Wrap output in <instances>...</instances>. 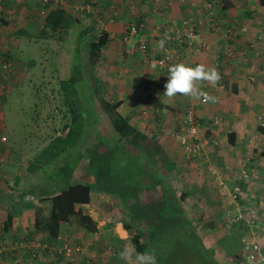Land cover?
I'll use <instances>...</instances> for the list:
<instances>
[{"label":"crops","instance_id":"crops-1","mask_svg":"<svg viewBox=\"0 0 264 264\" xmlns=\"http://www.w3.org/2000/svg\"><path fill=\"white\" fill-rule=\"evenodd\" d=\"M20 1L10 3V8L14 9L16 13L23 12L27 4L26 0ZM82 1L84 0L78 2ZM204 1L134 0L131 4L127 0H104L102 7L100 5L97 9L104 18V22L102 24L101 21L100 26L109 32L111 42L104 52V59L97 66L105 63L106 69L114 75L109 80V87L117 90V95L120 94L116 100L121 101V105L116 111L126 117L129 125H131L130 130L137 129L141 132L138 141L141 140V144L145 148L144 155L149 156L153 148L160 146L163 156H161L162 161L158 164L161 165L159 171H162L161 173L169 182L171 180L167 175L168 171L172 176H175V179L183 183L180 194L187 195L186 199L194 194L193 199L189 200V203L194 206L193 209H189V212L192 213L191 218H194V215H206L207 218L204 222L208 219L215 220L221 226L222 223L219 222V219L213 216L214 209L209 208L205 211L204 207L198 209V205L201 203L200 199L195 200L197 202L194 199L205 193L213 197L215 193L224 198L227 196L228 201L227 198L225 199L227 205L223 204L221 212H217L224 213V221L230 222L226 214L228 202L231 199L229 192L233 191L234 186L239 184L248 193L254 182L247 183L240 179L242 171L247 169L252 172V167L258 168L260 162H263L264 126L258 118L260 113L264 111V68H262L264 58L257 59L251 53L254 52V48H251L253 49L251 51L250 43L245 41L255 39L256 34L260 33L261 27H264V5L261 4V0H228V8L224 9L223 13L220 12L227 17V21L236 22L239 26H242L241 24L250 26L249 34L241 35L239 39H228V41L222 33H211L207 28H204L203 39L204 42H208V49H202L199 45L184 49L181 62L191 66L203 63L218 70L221 79L217 83H200L201 90L214 96L216 103H205L203 100H193L179 94L171 99L163 96L164 85L168 77L162 71L153 73V75L155 74L153 78L159 96L152 102L149 97L147 82L140 76V72L142 74L144 69H147L143 60L144 53L135 51L133 55L127 56L131 59H123L121 54L124 47L136 45V43L124 41L125 24L133 20L141 21L149 18L146 29L136 37V41L138 39L147 40L149 45L147 54L153 58L158 56L165 47V44L163 48L159 46L158 42L165 37L163 33H153L154 25H164L167 22L169 25L180 27L183 17L191 11V8L202 4ZM113 9L118 11V21L115 24H110L111 20L108 21V16ZM73 14L80 19L74 24L76 29L94 23L93 19L96 17L94 12V17L86 15L85 12H74ZM16 15L19 22L11 23L13 33H16L18 29L26 28L20 20V15ZM257 19L260 21H256ZM29 23L34 25L35 21L31 20ZM14 25L15 29L13 28ZM29 28L31 30V26ZM230 44L237 49L233 57H229L225 53ZM261 46V48L264 47V42ZM247 54L249 57L246 56ZM226 56L227 58H225ZM103 70L105 71V69ZM246 71L247 74L256 72L255 75L258 77L247 80L242 77ZM96 95L99 96L97 92ZM4 107L5 104L3 107L0 106V111L5 112ZM187 107H193L199 117L203 136L211 138V140L209 139L210 143L205 145L198 153L199 155L194 158L188 153L186 154L185 148L173 136L175 132L180 130V122ZM104 115L108 118V111H105ZM215 117H219L220 122L211 125L212 119ZM108 120L111 121L110 118ZM6 128L4 118L0 122V137L4 131L7 133ZM61 130L54 131L55 134H52L51 137L59 134ZM13 137L12 130V133L7 135L8 141H11L7 142L5 148H0V264H64L63 261L58 263L46 255L33 258L35 246L32 243L29 244L24 241L25 247L21 246L22 238L29 232L33 231L34 234H38L35 230L36 211L38 207L47 204L40 203L26 189L31 182L32 174L24 169L28 161L22 155L21 150L18 147L15 148L17 146L15 144L16 139ZM12 149H16L20 153V159L16 164H12L15 159L6 154ZM155 162L157 160H154ZM162 165L165 168H162ZM221 181H224L222 183L227 186L226 189L219 185ZM186 186H189L188 190L190 191L184 190ZM106 196L108 195L95 191L92 195V201L83 206L84 212L92 219L87 223L96 226L98 232L91 234L89 230H85L82 233V228L86 226L82 218L72 222V230L77 228L79 235H91L93 237L92 241L88 242L86 251L98 255L101 258L99 264H126V261L120 259L119 255L126 246L129 247V241L127 238L125 239V226L124 223H120L121 216L111 206L110 202H112L113 197L111 201H108ZM198 212L201 214H197ZM112 221L115 228L110 229L109 223ZM66 238L68 239V237ZM237 239L239 240L238 237ZM39 241L38 243L35 242L36 246H39ZM110 242L116 243L115 246L108 245V249L104 251L107 256H102V249H105L106 243ZM238 243L241 244L240 240Z\"/></svg>","mask_w":264,"mask_h":264},{"label":"trees","instance_id":"trees-1","mask_svg":"<svg viewBox=\"0 0 264 264\" xmlns=\"http://www.w3.org/2000/svg\"><path fill=\"white\" fill-rule=\"evenodd\" d=\"M34 1L38 6H43L36 0ZM73 1L78 2L79 0ZM88 1L84 0L80 3H88ZM26 2L27 5L32 3L30 0H26ZM103 3L104 1L100 3L101 7ZM207 3L214 5L218 16L224 20L227 19L222 13L224 9L228 8V0H205L202 4L191 8V11L183 17L180 27L169 25L167 22L165 25L173 26L182 32L184 21L187 20L189 23H195L196 32L198 31L202 35L204 28L215 33L208 22L201 26L197 23L200 11L206 8ZM96 4L93 3L95 9H97ZM261 4L264 5V0H261ZM52 5L47 3L43 7L45 15L40 36L47 39L53 38L52 41L59 43L57 49L52 52L53 55L55 53L52 61H54L53 66L57 71L60 90L65 97L72 118L67 123V128H63L59 134L51 137L50 141L33 158L28 160L24 168L26 172L32 174L31 182L26 189L40 203L43 202L47 205L38 207L36 211L35 230L38 234H34L33 231L29 232L22 238L21 246L25 247L24 241L32 243L35 246L33 258L46 255L58 263L63 261L64 264H74L77 262L83 254L67 256L66 250L61 248L65 243L62 240L69 237V240L65 241L73 245H82L86 251L87 244L79 243V241L71 242L70 232L73 231L71 225L76 219L82 218L86 223L85 228H82V233L85 230H89L91 234L98 232L96 226L87 223L92 219L83 210V206L92 201L93 192L98 191L112 195L116 200L117 206L115 205L114 210L116 213L121 212L126 220L124 224L125 239H128L133 249L137 252L154 253L157 264H225L217 259V251L211 250L201 233V227L205 224L204 220L207 216L194 215L195 217L191 218L192 213L189 212V209H193L194 206L187 203L186 195L178 194L171 187L165 175L161 173L162 171H159L161 165L157 163L159 166L157 167L156 162H152L153 156L144 155L137 142L128 138L131 132L129 122L126 117L116 111L121 105V101L113 102L101 99L108 93L109 87L102 90L100 85L101 96H97L96 89L87 79L85 68H92L94 71L93 68L101 61L111 42L109 32L101 28L96 18L93 19L94 23L76 29L74 24L80 19L73 13L78 11L60 5ZM84 12L86 15L94 17L93 11L87 9L80 11V13ZM114 20L109 23L115 24L118 21V16ZM141 21L133 20L125 24L124 39L130 26L134 23L139 25ZM223 27L236 30L241 26L236 22L226 20ZM27 29H18L16 34L18 37L36 36L34 35L36 33ZM91 31L96 33H92V35ZM161 31L164 32V29ZM90 36L92 37L90 38ZM145 41L149 51L148 42ZM205 43L209 47L208 42ZM195 45L201 46L202 49H208L204 46V39ZM166 48L178 50L182 53L183 58L184 49L190 47L185 39L176 36L166 40L165 47L156 57L164 55ZM225 53L228 55L227 51ZM3 60L12 63L7 74L12 71L21 72L14 64L10 48L5 50ZM2 71L4 69L0 67V80L4 76ZM158 71L168 75L167 69ZM154 76L155 74L152 77ZM144 81L147 82L149 90L153 82L149 79ZM101 84L103 85V83ZM86 103L87 110L98 111L95 113V119L90 116V113L84 112ZM104 110L114 114V117H110L111 121L104 115ZM4 118V112L0 111V122ZM3 135L7 137L5 131ZM135 138L138 141L139 135ZM231 140L234 141L232 138ZM7 141L0 142V148H4ZM9 157H13L15 162L12 164H16L20 159V153L16 149H12L9 152ZM162 168L165 167L162 165ZM251 179L244 181L248 183ZM245 202L242 198L240 203L243 212L245 214L253 212L256 206L254 201L251 200L249 204H245ZM235 209L236 206H233V210ZM222 215L213 210V216L219 219V222L222 223L221 226L215 220L208 219V229H217L216 239L220 241L231 228L239 229L242 236L240 228L243 229L245 223L243 222L241 227H238L236 221H232L230 217H228L230 222H225V214L221 220ZM38 241L40 244L36 246ZM29 252L31 253L30 250ZM231 255L236 256L235 254ZM88 259L86 256L83 257V264H92L87 262ZM100 261L101 258L97 255L96 263L99 264Z\"/></svg>","mask_w":264,"mask_h":264},{"label":"rangeland","instance_id":"rangeland-1","mask_svg":"<svg viewBox=\"0 0 264 264\" xmlns=\"http://www.w3.org/2000/svg\"><path fill=\"white\" fill-rule=\"evenodd\" d=\"M18 1L21 2L20 0H6V5L10 8L9 6L10 3L12 2L16 3ZM28 5L27 4L25 5L23 12H18L17 14L20 15L21 19L20 18L19 19L21 20L23 26L28 28L27 29L28 31L36 33L34 34L36 36L18 37L16 33H12L13 29L10 28L11 34H9V37L7 39L8 47L6 49L10 48V52L13 57L14 64L16 65V68L18 70H21V72L12 71V73L7 74V71H4L2 72V75H4L3 79L0 82V106L3 107V105L5 104L4 115L6 120L7 135H10L13 130L14 133L13 139L14 138L16 139L15 144L17 145L15 146V148L18 147L21 150L22 155L27 161L33 158V156L37 152H39L40 149L50 141L52 134H55L54 131H56L57 129H63V128L66 129L67 123H69L72 118V115L68 110L69 107L65 102V97L62 95V92L60 90V82L59 79L57 78V71L53 66L54 61H52L55 56V53L53 55L52 52L54 51V49L55 50L57 49L59 43L52 41L53 38L47 39L40 36V29L44 23V15H45V11L43 10L44 6L43 7L38 6L37 4H35L33 0L32 3L29 6ZM31 20L35 21L36 27H34L35 24L32 25L31 23H29ZM256 21H260V19H257ZM29 26H31V30ZM13 28L14 29L16 28L15 25L13 26ZM96 32L91 31V34L92 33L95 34ZM91 37L92 36H90V38ZM88 40L90 41L91 39ZM247 41L250 44L254 43L255 46L254 52L251 53L254 54V56H256L257 59L258 58L259 60L263 59L264 47L261 48L262 47L261 45L264 42V32L262 34L257 33L255 39H249L246 40L245 42ZM135 51L138 50L134 49L133 52L126 53L124 47V51L121 52L123 59L125 58L131 59L128 58L127 56L133 55ZM251 51H253V49ZM246 56H248V54ZM104 57H105V53L102 59H104ZM106 68L107 67L105 63L93 68L94 71L92 70V68H88V67L85 68L87 79L93 84V87L96 89V92L99 96H101L100 85L102 86L101 87L102 90L105 89L107 86L109 87V80L110 78L114 77V75H112V73H110ZM103 69H105V71ZM146 71L147 70H145V72ZM144 73L141 74L140 72V76H142ZM255 73L256 72H253L252 74H247L246 71L244 73L245 75H243L242 77L247 80L252 77L256 79L258 75L256 76ZM101 83H103V85ZM116 91L117 90L109 87L108 93H106L105 97L101 99L103 100L107 99L109 101H117L116 99L119 97L120 94L118 93L117 95ZM85 111L86 113L87 112L90 113V116H93L94 119H95V113L98 112L97 110H87V103L84 112ZM112 116L114 117V114L108 112V117L110 118ZM258 119L261 122V124L262 123L264 124V111L260 113ZM212 123L213 121L211 122V125H214ZM129 126L131 128V125ZM130 131L131 132L129 133L128 138L133 142H137L141 152H144L145 148L142 146L141 140L136 141L135 138L139 135V139H140L141 132L137 129L136 130L133 129ZM200 131H202L201 128ZM209 139L211 140V138H207V139L204 138V140L206 141L207 140L210 141ZM9 141L7 142L9 143ZM262 143L264 147V140H262ZM204 147L196 151L197 152L196 156L199 155L198 153H200V150L203 149ZM185 152L186 154L189 152L188 148H185ZM150 153L152 154H149V157L153 156L152 162H154V160H157L155 165L159 167L157 163L159 164V162H161V156H163L162 148L160 146L155 147L152 149ZM145 159L148 160L149 158H145ZM262 160L263 162L262 163L260 162L258 168L253 164L252 165L254 166V168L250 166L252 167L251 171L253 173L250 172L249 174L251 175L252 178L251 181L254 182V184L253 187L250 190H248V193L245 190V188H242L244 192V197H241L244 198V200L246 201L245 204H249L251 200L254 201V205H256L254 208L260 211L261 215L264 214V181H262V179L259 178L260 174H264V159ZM246 165H249V163H246ZM167 175L171 180L170 181L171 187L178 194H180L182 192L181 190L183 183H181L180 180L175 179V176H172V174L169 171ZM222 182L224 181H221L219 185H221ZM255 186L257 189L255 188ZM188 188L189 186H186L184 187V190L190 191L188 190ZM193 195L194 194L188 196L189 197L187 199L188 204H189V200L193 199L192 198ZM195 195H199V194H195ZM214 195L215 196L213 197L211 195H208V193H205L202 196L199 195L197 199H194V201L200 199L201 203L200 205H198V209L204 207V211L208 210L209 208L214 209L216 212L222 210L223 209L222 205L223 204L227 205L225 199L227 198L228 201V197L226 196V198H224L222 195H219L217 193H215ZM106 197L108 201H111V198L113 196L108 195ZM110 203L112 204L111 206L113 208H115V205L117 206L114 197L112 199V202ZM232 205H233L232 200L230 199V201L228 202V209L226 211V214L228 212L230 213L234 212ZM118 214L119 216H121L120 223L125 224L126 220L123 218L121 212H119ZM197 214H201V213L198 212ZM221 214L224 215V213ZM223 215L221 216V220L224 218ZM109 224H110L109 225L110 229H113V227L115 228L113 221ZM207 225H208V221H206L205 224L201 227L202 228L201 233L204 236V240L207 242V245H209L212 251L215 250L217 251L216 254H217V259L219 261L225 264H230L229 255L236 254L240 252L241 249L240 248L241 244L238 243L241 237V234L238 233L239 229L231 228L229 231L230 233H228L226 237H223L220 241H218L216 239L217 229L210 230L208 229ZM86 236L79 235L76 228L72 231L70 240L73 243L79 241V243L82 242L86 244L87 242L88 245V242L90 243L93 237L91 235H88L87 237ZM237 237L239 238V240L237 239ZM66 239H67L66 237L63 238V241H65ZM115 244L114 242L106 243V246H104L105 249H102L103 251L102 256H107V254L104 253V251L108 249V245L114 247ZM129 247L132 248V245L130 243H129ZM75 264H83V261L79 259ZM92 264H98V262L96 263V260H94ZM231 264H235V263L231 262Z\"/></svg>","mask_w":264,"mask_h":264},{"label":"built area","instance_id":"built-area-1","mask_svg":"<svg viewBox=\"0 0 264 264\" xmlns=\"http://www.w3.org/2000/svg\"><path fill=\"white\" fill-rule=\"evenodd\" d=\"M41 5H45L47 3L53 4V5H60L64 8H72L75 11H83L84 9H87L88 11H93L96 15V19L99 23L102 24L104 22V18H102V15L99 14L98 10L95 9L93 3H97V7L100 5V3L104 0H89L87 2H74L73 0H36ZM131 4L134 0H127ZM52 2V3H51ZM16 11L14 9H10L6 5V0H0V67L4 69V71H8L10 67H12V63L8 62L7 60H3V56L5 53L7 45V39L9 37V34L11 32V23L17 22L18 18L16 15ZM118 16L117 10H112L110 15L108 16L111 20V22H114L116 17ZM147 19H142L141 22H139V25L134 23L130 26L129 30L127 31V35L125 36L124 41L126 43H136V45H128L125 49L126 53L133 52L134 49L138 51H142L144 53V65L147 67V71L144 70V80L149 79L153 83L151 84L149 88V97L152 102L159 96V91H157L156 85H155V79L152 77L153 73L158 70H168L169 65L180 63L182 59V53H180L178 50L174 48H166L164 55H160L159 57L150 58L147 54V44L144 39H138L136 41V37L139 36L148 25ZM208 22L211 26V28L214 29L215 33H222L223 36L226 39H237L241 35L249 34L250 32V26L248 25H242L239 29L233 30L229 27H223L226 20L222 19L220 16L217 15L216 9L212 3H207L206 8L202 9L200 11V15L198 17L197 23L201 25H205V23ZM189 24V25H187ZM195 23H189L187 20L184 21L183 31H179L173 26H166L164 25H157L155 24L153 27V33L159 34L163 33L164 37H167L166 40L171 39L173 37H181L182 39H185V41L188 43V47L192 48L195 46L196 43H200V41H203V35L196 32L195 30ZM164 29V32L161 30ZM264 32V27H261L260 33L262 34ZM251 48H254V43L249 44ZM204 46L208 47V45L204 42ZM227 54L232 57L234 55L235 49L234 47L228 45V49L226 50ZM2 71V72H4ZM150 76V77H149ZM253 79V77H252ZM255 79V78H254ZM190 114V115H189ZM220 122L219 117H215L213 119L214 125L218 124ZM200 119L197 116L195 110L193 107H187L186 111L184 113V117L182 118L180 122V130L175 132L173 136L181 143V145L185 148H188V155L191 157H195L197 154V150L204 147L205 144L210 143V141L204 140L206 138L203 136V132L200 131ZM262 126L264 124L262 123ZM207 139V138H206ZM7 137L5 135H1L0 142H6ZM203 144V146H202ZM194 146V147H193ZM201 146V147H200ZM250 172L247 169H244L242 171V176L240 179L243 180H249L251 178ZM262 180H264V174H261ZM223 188L226 189V185L221 183ZM231 200H232V206H236V209L233 213L228 212L227 216L231 218V220H235L238 227H241V224L244 222L245 225L240 230L242 231L241 236V252L234 256L231 259L235 261L236 264H257V263H264V239H261V237H264V214H260V211L254 208L253 212L246 213L242 210V204L241 197H244V192L242 190V187L237 184L234 186L233 191L230 192ZM241 204V205H240ZM63 241V240H62ZM63 245L61 246L62 249L66 250L67 256H75L76 254H85V248L82 245H73L69 244L67 241H64ZM68 243V244H67ZM95 257L96 255H92Z\"/></svg>","mask_w":264,"mask_h":264},{"label":"clouds","instance_id":"clouds-1","mask_svg":"<svg viewBox=\"0 0 264 264\" xmlns=\"http://www.w3.org/2000/svg\"><path fill=\"white\" fill-rule=\"evenodd\" d=\"M166 39L167 37L158 42L161 48L164 47ZM167 77L168 79L164 85L165 91L163 96L171 99L179 94L190 97L193 100H203L205 103H216V98L208 92L202 91L200 87L201 82L215 84L221 79L220 74L215 67H210L203 63L197 64L196 66H191L190 64L184 62L175 63L169 65ZM92 255L93 254H90V252L87 253L86 251L80 260L82 261L83 257L86 256L89 258L87 262L93 263L97 256L93 257ZM119 255L120 259L126 261V264H157L154 253L148 251L137 252L133 248H129L127 246ZM231 257L233 258L234 256L229 255L230 262L235 263ZM75 263L76 262H74V264Z\"/></svg>","mask_w":264,"mask_h":264}]
</instances>
